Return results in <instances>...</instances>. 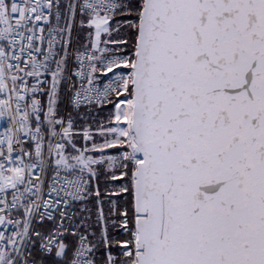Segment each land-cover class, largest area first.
Returning a JSON list of instances; mask_svg holds the SVG:
<instances>
[{
  "label": "snow or ice",
  "instance_id": "snow-or-ice-1",
  "mask_svg": "<svg viewBox=\"0 0 264 264\" xmlns=\"http://www.w3.org/2000/svg\"><path fill=\"white\" fill-rule=\"evenodd\" d=\"M0 264H264V0H0Z\"/></svg>",
  "mask_w": 264,
  "mask_h": 264
}]
</instances>
